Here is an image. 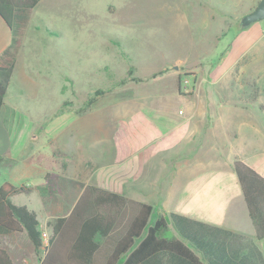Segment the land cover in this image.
<instances>
[{"label":"crops","instance_id":"crops-1","mask_svg":"<svg viewBox=\"0 0 264 264\" xmlns=\"http://www.w3.org/2000/svg\"><path fill=\"white\" fill-rule=\"evenodd\" d=\"M47 1L39 0L32 11ZM223 2L214 0L210 4ZM190 15V36L182 48L147 77L135 74L136 68L131 66L132 77L141 80H133V92L114 102L81 111L59 108L58 113L48 116L50 120L36 128L30 117L46 116L28 115L25 109L7 104L5 96L0 118L8 147L6 152H0L5 158L0 167L11 166L14 175L18 171L30 173L26 178L29 189L11 195L10 200L36 207L33 211L39 228L49 219L47 216L41 221L40 211L57 216L69 213L83 188L91 184L124 196L128 211L134 206L130 202L146 203L152 205L156 216L173 212L230 231L238 235L236 240L255 244L264 258V238L256 237L233 169L234 159L239 158L264 177V138L253 118L248 119L247 109L239 104L236 83L219 77L233 63L211 66L207 59L201 61L222 32V14L217 12L215 18L209 12L203 13L200 20ZM208 26L215 29L209 47H204L200 41ZM11 38L9 26L0 17V53ZM237 45L235 38L231 48ZM19 56L20 51L10 84L36 83L21 67ZM197 67L205 70L202 76ZM184 68L195 70L186 73ZM187 74L190 77L184 78ZM59 75L78 86L72 74ZM91 76L88 84L109 83L108 65L102 64ZM233 91L232 99L228 93ZM96 116L101 119L94 121ZM64 131L76 139L73 150H66L59 143L53 149L29 146L24 151L28 142L40 134L55 139ZM22 193L27 194V204L14 201L21 199ZM125 222L126 218L119 220L118 230L124 228ZM168 226L179 237L171 223ZM24 243L34 256L31 264H40L44 253L40 257L35 252L24 231L0 232V247L12 264H29ZM101 243L102 249L93 255V264H104L112 239L104 238Z\"/></svg>","mask_w":264,"mask_h":264},{"label":"rangeland","instance_id":"rangeland-1","mask_svg":"<svg viewBox=\"0 0 264 264\" xmlns=\"http://www.w3.org/2000/svg\"><path fill=\"white\" fill-rule=\"evenodd\" d=\"M212 1L48 0L30 13L18 58L24 71L38 84L30 82L22 86L11 83L7 88L6 103L18 110L25 109L28 115H45L43 118L30 117L33 127L38 128L50 120L48 116L58 113L59 108L81 111L114 102L133 92V72L128 74L131 66L136 68L135 74L147 77L182 48L190 36V14L200 20L203 13L209 12L218 18L217 12H220L222 32L214 39L209 53L202 55L201 61L207 59L211 66H218L221 62L233 63L219 77L236 83L239 104L247 109L248 119L253 118L264 138V18L247 26L240 23L241 17L251 12L260 0H225L222 4L211 5ZM179 17L182 20H178ZM213 29L214 26H208L203 31L200 42L204 47H209ZM235 38L238 45L231 48ZM57 63L61 66L57 67ZM102 64L108 65L109 83L95 84L96 81H92L93 84H88L91 75ZM198 68L202 76L205 70ZM194 70L184 71L194 73ZM60 73L72 74L78 86L64 80ZM184 76L189 78L190 74ZM231 93L228 95L233 99L235 92ZM90 97L95 98L91 104L88 103ZM99 119L97 116L93 118L94 121ZM2 120L0 118V152L4 153L8 145ZM40 135L28 142L25 152L29 146L46 150L59 143L64 149L73 150L76 144L69 131L62 132L55 139ZM10 167H0V184L4 181L14 185L26 184L30 173L18 171L14 175ZM26 196L22 193L19 195L21 199L14 201L27 204ZM27 208L36 210L29 204ZM46 213L40 211L38 218L43 221L48 216L46 222H51L58 217ZM155 217L152 214L149 223ZM40 228L50 235V227L46 223ZM164 234L175 236L170 226ZM23 249L31 264L34 256L27 249V244L24 243ZM45 250L42 244L35 252L41 257Z\"/></svg>","mask_w":264,"mask_h":264},{"label":"trees","instance_id":"trees-1","mask_svg":"<svg viewBox=\"0 0 264 264\" xmlns=\"http://www.w3.org/2000/svg\"><path fill=\"white\" fill-rule=\"evenodd\" d=\"M39 0H0V17L12 34L10 44L0 53V110L17 54ZM159 73L162 70L158 71ZM132 74V68L128 70ZM154 76V75H153ZM140 81L139 77H132ZM100 93L101 91H96ZM90 97L88 103L94 102ZM0 154V166L4 162ZM233 169L241 187L257 239L264 238V177L239 158ZM26 184H0V232H21L28 236L34 250L42 246L41 228L35 211L14 204L10 196L27 191ZM115 192L87 184L69 213L48 221V245L40 264H93V255L102 249V239H112L104 264H264L260 249L251 242L236 240L237 234L193 218L169 213L149 223L152 205L133 203ZM126 218L123 229L119 220ZM171 225L178 236L164 232ZM0 264H12L0 247Z\"/></svg>","mask_w":264,"mask_h":264},{"label":"water","instance_id":"water-1","mask_svg":"<svg viewBox=\"0 0 264 264\" xmlns=\"http://www.w3.org/2000/svg\"><path fill=\"white\" fill-rule=\"evenodd\" d=\"M264 18V0H260L257 6L249 13H245L240 23L242 26H247L252 22L259 21Z\"/></svg>","mask_w":264,"mask_h":264},{"label":"built area","instance_id":"built-area-1","mask_svg":"<svg viewBox=\"0 0 264 264\" xmlns=\"http://www.w3.org/2000/svg\"><path fill=\"white\" fill-rule=\"evenodd\" d=\"M42 244L44 247L48 245V234L46 231H41Z\"/></svg>","mask_w":264,"mask_h":264}]
</instances>
